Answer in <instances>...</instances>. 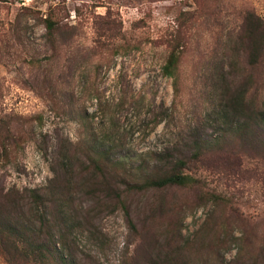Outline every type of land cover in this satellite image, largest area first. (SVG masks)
<instances>
[{
    "label": "rangeland",
    "instance_id": "rangeland-1",
    "mask_svg": "<svg viewBox=\"0 0 264 264\" xmlns=\"http://www.w3.org/2000/svg\"><path fill=\"white\" fill-rule=\"evenodd\" d=\"M256 18L264 0H0V205L19 199L29 215V190L68 149L72 220L44 231L78 264H264V130L242 127L221 96L232 73L264 107ZM174 47L176 82L163 73ZM109 148L128 164L113 168L114 190L94 179ZM179 158L196 183L127 188L131 167Z\"/></svg>",
    "mask_w": 264,
    "mask_h": 264
},
{
    "label": "trees",
    "instance_id": "trees-1",
    "mask_svg": "<svg viewBox=\"0 0 264 264\" xmlns=\"http://www.w3.org/2000/svg\"><path fill=\"white\" fill-rule=\"evenodd\" d=\"M46 27L49 33H54L57 30L58 23L51 17L46 18ZM249 45L251 63L249 65L255 68L259 60L264 56V25L256 18V21L251 23L249 28ZM180 64V51L178 47H174L168 54L167 60L163 66V73L173 77L175 82ZM245 69L242 73L243 76ZM228 75V76H227ZM232 73H224L225 87L221 91V96L226 100L225 111L233 109L235 116L243 119V126L249 120V127L261 128L264 130V107L259 106L255 100L248 98V88L246 83L236 85L235 76ZM227 107V108H226ZM246 120V121H244ZM113 148L100 150L97 159H93L96 168L99 172H94V179H97L100 173L105 178V183L108 188L114 190L117 183L111 184L109 176L117 178L118 172L113 168L117 162L128 170L125 156H118L116 159L111 158ZM95 152L88 157H94ZM79 160L76 152L66 149L64 153H58L53 157L51 168L54 176L49 179L48 184L44 188L29 190L27 198L28 205L31 207L29 215L17 212L20 208V200L7 199L0 205V248L4 254L5 262L8 264H78L75 257L70 253L59 252L58 242H51L45 237L46 228L55 226V222L61 221L66 223L72 220L69 214L71 206L73 188H76L78 183L75 181L77 171L75 170V162ZM115 160V161H114ZM165 161V162H164ZM161 164L155 167L160 169V172L147 173L149 166L143 162L137 166L131 167L134 173H130L133 177L131 181H127V188L146 189L150 187L163 188L171 185H191L198 180L190 173L184 171L188 166L186 159L161 160ZM167 168H170L167 170ZM127 172V171H126ZM162 172V173H161ZM116 175H112V174ZM143 174V175H141ZM146 174L148 177H146ZM139 176L143 179H139ZM141 180V181H139ZM100 183L95 182V185ZM34 206V207H33ZM37 208V211L34 210ZM40 208L46 211L41 213ZM39 214H38V213ZM55 223V224H54ZM61 250H66L62 245ZM242 258V257H241ZM239 258V259H241ZM241 264H244V259H241Z\"/></svg>",
    "mask_w": 264,
    "mask_h": 264
}]
</instances>
